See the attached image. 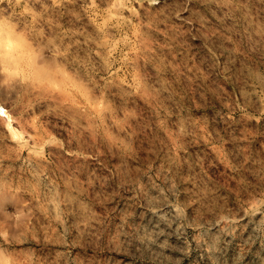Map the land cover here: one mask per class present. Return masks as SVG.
Here are the masks:
<instances>
[{"label": "rangeland", "instance_id": "374dc122", "mask_svg": "<svg viewBox=\"0 0 264 264\" xmlns=\"http://www.w3.org/2000/svg\"><path fill=\"white\" fill-rule=\"evenodd\" d=\"M0 107V264H264V0H0Z\"/></svg>", "mask_w": 264, "mask_h": 264}, {"label": "bare ground", "instance_id": "6f19581e", "mask_svg": "<svg viewBox=\"0 0 264 264\" xmlns=\"http://www.w3.org/2000/svg\"><path fill=\"white\" fill-rule=\"evenodd\" d=\"M5 41L9 42V41H8V38L6 37V35H5ZM61 80H63V81H62V84H64V85H66V84L69 82L67 76H65L64 79H63V77H62ZM2 111H3V109H1V107H0V112H2Z\"/></svg>", "mask_w": 264, "mask_h": 264}]
</instances>
